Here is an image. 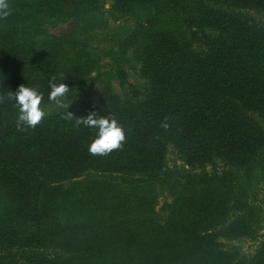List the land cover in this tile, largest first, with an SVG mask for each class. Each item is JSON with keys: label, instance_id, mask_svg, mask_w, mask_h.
Here are the masks:
<instances>
[{"label": "trees", "instance_id": "obj_1", "mask_svg": "<svg viewBox=\"0 0 264 264\" xmlns=\"http://www.w3.org/2000/svg\"><path fill=\"white\" fill-rule=\"evenodd\" d=\"M102 1L12 0L13 14L0 20V93L38 86L47 102L53 76L70 91L87 77L98 79L92 70L97 61L79 41L69 47L66 37L29 25L83 16L87 20L73 33L82 26L91 30L97 22L91 14ZM107 1L123 13L157 11L186 30L178 36L153 29L142 41L132 39L147 85L145 93L134 91L139 98H103L69 111L119 120L126 143L109 156L90 155L91 132L74 127L61 112L19 131L13 105L0 104V264H235L239 250L229 243L258 238L263 221L261 207L234 196L231 182L224 184L227 192L220 187L208 195L179 194L167 228L159 230L154 224L141 231L78 225L68 218L67 205L73 194L108 191L100 177L139 175L155 183L171 178L169 150L193 169L220 161L264 173V127L251 117L264 120V0ZM118 74L125 82V71ZM139 190L132 192L138 197ZM147 196L142 193L134 206L142 207ZM244 262L264 264V238Z\"/></svg>", "mask_w": 264, "mask_h": 264}, {"label": "rangeland", "instance_id": "obj_2", "mask_svg": "<svg viewBox=\"0 0 264 264\" xmlns=\"http://www.w3.org/2000/svg\"><path fill=\"white\" fill-rule=\"evenodd\" d=\"M162 15L157 11L147 12L139 9L132 13H123L115 9L110 1L105 0L91 14V17L97 20L91 30L82 26L84 31L76 30V33H73L79 23L87 20L83 16L79 18L80 21L75 18L46 19L29 25L34 30L36 27H41L53 37H66L62 40L69 47L71 42L79 41L80 46H85L83 51L91 54L97 61L92 70L98 75V79L92 80L87 77L82 84L79 83L70 91L67 98L68 111L83 109L91 102L103 98L130 102L134 98H139L133 94L134 91L138 95L147 91L146 82L140 77L142 66L134 57L133 49L130 48L132 39L142 41V34L153 29H164L167 32L177 33L178 36L186 30L184 23L178 24L170 17H162ZM249 15L256 19L261 17L255 12H250ZM71 33L75 36H71ZM187 40L189 41V36ZM65 49L66 47H63L62 55L65 54ZM78 49L80 48L75 46L74 54ZM119 69L125 71V82L118 78ZM48 108L49 115L60 112L52 104H48ZM251 117L255 124L264 127V120L260 116L251 115ZM167 164L173 170L172 177L156 183L139 175L98 178L99 182H105L108 191L96 187L85 194H73L67 205L70 213L68 218L78 225L87 226L90 223L101 228L117 225L129 227V230L141 231L146 228L151 229L154 224L156 227L152 229H166L171 206L178 199L179 194L192 190L198 195H208L218 191L220 187H222L220 192H227L225 187L229 188V186L224 184L228 182L229 185L231 182L235 185L234 196L241 198L244 195L252 204L262 209L257 213L263 221L258 238L229 243L239 250L240 256L237 257L238 261L235 264H246L244 260L250 259L264 238L263 171L260 168L237 169L220 161L214 165L193 169L184 165L173 150H169ZM117 186L121 187L123 192L118 188L115 190L114 187ZM136 188L141 189L138 197L132 192ZM142 193L147 194L150 199H144L142 207L134 206ZM61 199L62 197L58 201Z\"/></svg>", "mask_w": 264, "mask_h": 264}, {"label": "clouds", "instance_id": "obj_3", "mask_svg": "<svg viewBox=\"0 0 264 264\" xmlns=\"http://www.w3.org/2000/svg\"><path fill=\"white\" fill-rule=\"evenodd\" d=\"M14 12L12 0H0V20H6ZM63 80V77H59ZM53 76L48 84L47 102L45 92L38 86H20L15 92L0 93V104L10 102L16 110L15 124L19 131L35 128L49 116L48 104L62 113V118L73 122L74 127L89 130L92 134L88 152L92 156L106 157L123 148L127 132L118 119L100 115L95 111L83 117H74L68 111L67 98L70 88L57 82ZM167 125H165L166 127Z\"/></svg>", "mask_w": 264, "mask_h": 264}]
</instances>
